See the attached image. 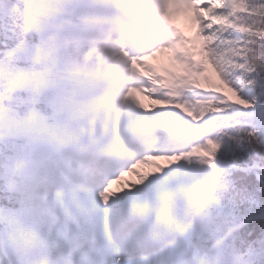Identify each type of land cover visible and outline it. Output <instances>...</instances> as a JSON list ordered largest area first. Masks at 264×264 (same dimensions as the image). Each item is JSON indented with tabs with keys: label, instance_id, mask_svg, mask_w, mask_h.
Wrapping results in <instances>:
<instances>
[{
	"label": "snow or ice",
	"instance_id": "obj_1",
	"mask_svg": "<svg viewBox=\"0 0 264 264\" xmlns=\"http://www.w3.org/2000/svg\"><path fill=\"white\" fill-rule=\"evenodd\" d=\"M0 264H264V0H0Z\"/></svg>",
	"mask_w": 264,
	"mask_h": 264
},
{
	"label": "bare ground",
	"instance_id": "obj_2",
	"mask_svg": "<svg viewBox=\"0 0 264 264\" xmlns=\"http://www.w3.org/2000/svg\"><path fill=\"white\" fill-rule=\"evenodd\" d=\"M163 56H165V55H163ZM141 100H142V103L147 104V100H146V99H143V98H142ZM129 178L132 179V177H129ZM114 186H115V185H114ZM114 186H113V187H114Z\"/></svg>",
	"mask_w": 264,
	"mask_h": 264
},
{
	"label": "rangeland",
	"instance_id": "obj_3",
	"mask_svg": "<svg viewBox=\"0 0 264 264\" xmlns=\"http://www.w3.org/2000/svg\"><path fill=\"white\" fill-rule=\"evenodd\" d=\"M183 18V20L187 23V21H186V19L184 18V17H182ZM188 27V26H187ZM135 179V178H134Z\"/></svg>",
	"mask_w": 264,
	"mask_h": 264
}]
</instances>
